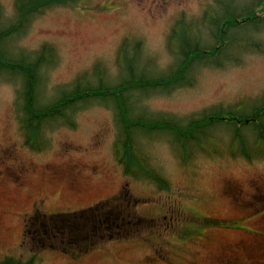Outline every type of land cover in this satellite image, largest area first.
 Returning a JSON list of instances; mask_svg holds the SVG:
<instances>
[{"label":"rangeland","instance_id":"rangeland-1","mask_svg":"<svg viewBox=\"0 0 264 264\" xmlns=\"http://www.w3.org/2000/svg\"><path fill=\"white\" fill-rule=\"evenodd\" d=\"M14 2L0 0L5 26L17 20ZM249 2L236 0L235 5L245 8ZM209 9L221 13L217 0H78L74 6L46 9L2 49L29 64L43 45L55 49V64L43 67L37 79V103L48 105L72 92L79 77L83 88L108 89L128 80L131 72L137 78L170 77L179 64L170 51L179 42L169 41L175 21L185 17L177 36L212 46L214 36L202 22ZM260 26L232 32L239 36L228 48L232 62L199 60L182 86L134 84L118 94L119 105L114 95L78 103L82 107L74 114L75 128L48 131V147L40 152L25 146L18 120L22 77L0 71V260L31 257L22 245L25 222L45 188L48 203L39 202L34 212L80 211L128 191L150 226L133 240L103 243L80 256L43 251L35 264H264V113L255 123L259 129L254 123L238 127L202 121L215 113L249 115L264 104V24ZM125 39L128 54L118 62ZM120 109L146 126L127 124V135L118 120ZM193 121L199 123L189 129ZM151 123L159 128L152 129ZM161 123L176 129H162ZM119 134L121 141L131 140L136 154L167 181L171 192L124 176L115 158ZM69 162L80 164L83 192L61 190L59 182L39 178L44 167ZM94 168L96 177L89 174ZM210 219L217 223H207Z\"/></svg>","mask_w":264,"mask_h":264},{"label":"trees","instance_id":"trees-1","mask_svg":"<svg viewBox=\"0 0 264 264\" xmlns=\"http://www.w3.org/2000/svg\"><path fill=\"white\" fill-rule=\"evenodd\" d=\"M77 2L78 0H15L17 20L10 26L4 25L0 7V71L22 77V87L17 92V114L25 145L34 151L40 152L44 147H48L46 138L48 131L59 126L75 128L73 117L82 107L79 105L80 103L86 105L93 99L114 95L119 105L118 94H123L134 84H143L146 88L152 89L182 86L186 81L188 71L199 60L215 64L216 59L232 62L233 56L227 54L230 51L228 48L230 45L233 47L239 39L236 38L239 37L238 35L231 36L232 32L243 33V30L250 28L260 29V25L264 24V0H250L249 5L245 8L235 5L236 0H217L221 13L209 9L205 11L202 21L205 26L209 24V29L216 42L214 45L200 46L199 40L193 43L184 37L177 36L179 27L183 25V18L174 25L169 41L178 40L179 42L176 48L171 49V52L178 57L179 64L170 77L137 78L131 72L128 80L109 89L103 86L83 88L81 87L83 79L79 77L71 84L75 88L72 92L55 102L40 106L36 98L37 79L43 67L55 64V49L48 45L42 46L35 53V61L29 64L23 60L12 59L2 47L11 38L24 34L31 22L43 14L46 9L60 5L74 6ZM129 46L128 40L122 44L119 59H124L127 56ZM92 72L97 76L100 66H94ZM123 104L125 105V102ZM68 111L71 112L68 113ZM123 111L119 110L118 120L124 125V133L127 135L130 134L129 126H146L141 119H132L129 114L127 115V110ZM261 112L264 113V104L256 107L249 115L228 117L223 113H215L202 121L233 123L242 127L251 123L255 124ZM198 123L199 121H193L188 128L192 129ZM160 126L162 129L167 128L173 131L176 129L174 125L168 123H161ZM150 127L156 129L159 128V125L151 123ZM254 127L259 129L256 124ZM115 157L123 166L126 177L137 181L147 180L157 185L160 190L171 192L167 181L136 154L131 140L121 141L119 137L115 146ZM132 201L133 198L128 193H122L86 210L59 214H46L38 211L27 219L25 225L23 243L29 248L31 257L24 261L8 256L3 258L0 264H35L39 253L46 250L74 257L90 253L103 243L136 238L150 224L138 215L135 203ZM206 222L211 225L217 223L216 220H206ZM141 230L143 231L141 232ZM187 233L188 236H192L190 232L187 231Z\"/></svg>","mask_w":264,"mask_h":264},{"label":"flooded vegetation","instance_id":"flooded-vegetation-1","mask_svg":"<svg viewBox=\"0 0 264 264\" xmlns=\"http://www.w3.org/2000/svg\"><path fill=\"white\" fill-rule=\"evenodd\" d=\"M79 165L80 164L76 162H69L66 164L46 166L44 167V170L42 171L39 178L43 181L48 180L49 183H54V185H56L57 182H59L61 184L60 187L61 190L66 188L69 192L80 193L83 192V190L80 189V183H79L81 180L80 178L83 177V173ZM89 174L96 177L99 175V172H97L96 168H94L89 172ZM90 175H88L87 177L88 179L91 178ZM57 192L58 191L54 192V194ZM47 193H48L47 189L44 188V190L39 193L40 198L37 201L48 203L47 201L49 200V196ZM37 201L34 202V206L37 203Z\"/></svg>","mask_w":264,"mask_h":264}]
</instances>
